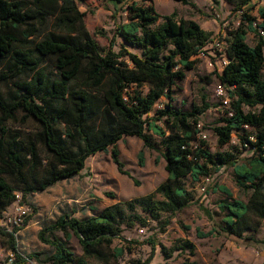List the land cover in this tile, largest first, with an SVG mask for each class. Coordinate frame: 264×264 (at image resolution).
<instances>
[{"label": "trees", "instance_id": "obj_1", "mask_svg": "<svg viewBox=\"0 0 264 264\" xmlns=\"http://www.w3.org/2000/svg\"><path fill=\"white\" fill-rule=\"evenodd\" d=\"M176 1L191 4L189 0ZM239 1L237 9L242 11L244 21L220 40L226 42L228 64L218 65L216 75L229 90L231 100L222 124L214 131L221 145L227 144L234 133L240 135L251 151L244 160L228 153L213 155L206 149V141L199 137V122L210 108L209 103L204 100L189 111L171 103L176 81L184 79L186 70L194 68L196 57L207 53L206 46L214 43L213 32L204 30L197 21L178 19L172 13L159 22L161 15L153 0H142V4L129 6V19L117 25L105 51L85 27V13L78 0H0V85L19 74L31 73L27 79L14 81V88L7 93L0 88V217L14 202L16 192H21L25 201L32 193L75 178L88 157L110 147L119 171L130 175L117 147L124 136L140 138L144 147L158 151L166 162L167 178L154 191L115 202L96 215L80 219L61 215L41 229L39 239L54 248L52 264L116 262L131 251L133 241L123 236L125 226L139 222L145 227L149 218L159 220L163 212L168 213L167 225L173 215L193 203L211 219L212 212L202 202H196L184 178L189 176L196 183L210 177L212 171L229 166L236 185L249 197L246 201L233 198L227 186L214 183L212 192L229 196L218 202L223 217L214 221L208 231L197 227L196 235L205 238L224 234L244 244L260 242L252 233L257 231V225L250 215L264 221V38L260 34V29H264V3L258 9V17H254L246 14L243 7L251 0ZM50 19L54 29L39 38L41 27ZM249 31L257 37L254 44L247 42ZM118 36L125 45L115 50ZM128 46L137 47L140 52L131 51ZM212 48L219 49L214 45ZM46 57L52 58L57 77L46 71ZM75 80H80V85L71 87L70 82ZM145 82L151 87L142 94L137 88ZM162 97L168 101L151 116ZM245 106L249 109L245 110ZM19 111L38 124L32 139L21 140L6 126ZM59 123L63 131L58 129ZM37 143L46 148L47 160L41 156ZM139 162L144 163L143 151ZM7 177L18 185V191ZM138 207L149 218L136 214ZM29 218L30 215L27 223ZM56 230L64 234L65 240L74 233L82 254H75L65 240L54 237ZM0 235L7 238L4 243L14 247L9 235L1 230ZM117 238L121 245H113ZM145 242L153 251L145 260L131 264H149L157 245L166 259L175 251H189L190 255L196 251L194 242L187 238L171 247L157 242L155 236ZM20 261L25 260L17 257L12 264ZM181 264L196 262L187 259Z\"/></svg>", "mask_w": 264, "mask_h": 264}, {"label": "rangeland", "instance_id": "obj_2", "mask_svg": "<svg viewBox=\"0 0 264 264\" xmlns=\"http://www.w3.org/2000/svg\"><path fill=\"white\" fill-rule=\"evenodd\" d=\"M189 1L191 4H183L176 0H153L156 12L161 15L159 22L163 21L165 15L175 13L176 18L193 19L204 30L213 32L214 43L206 46L207 53L198 55L194 68L186 70L185 78L176 81L173 86L171 103L175 108L185 111L191 110L194 105H202L204 100L209 103L210 108L201 115L199 122L201 128L199 137L206 141V149L213 155L228 153L244 160L251 151L245 147L244 140L241 139L240 135L234 133L227 144L221 145L218 143V136L214 131V127L222 124L221 120L230 105L226 106L223 97L218 94L219 87L223 84L217 77L216 71L218 65L221 67L219 56L225 55L224 48L227 46L225 41L220 40L229 36L227 32L235 30L244 21L243 14L237 9L240 1ZM134 3L142 4V0H123L121 3H115L112 0H78L80 10L85 13V27L103 50L109 49L117 25L129 19L131 15L129 6ZM263 3V0H251L250 3L243 6L245 13L258 17V9ZM51 29H54L52 19L41 27L39 38ZM256 38V35L249 31L247 42L254 44ZM123 45H125L124 40L118 36L114 49L118 50ZM213 45L219 49L213 50ZM128 48L131 51L140 52L137 47L128 46ZM219 50L222 52L221 55L218 53ZM44 65L47 72L53 77H57L58 73L52 58L46 57ZM30 76L31 73L27 72L19 74L9 81L3 82L0 88L4 93H7L8 90L14 88V81L24 80ZM79 85L80 80L70 82L71 87ZM150 87L151 85L145 82L137 89L145 94ZM226 92L229 95L228 89ZM167 101V98L162 97L155 104L150 113L151 116H154L155 111ZM244 109L248 110L249 108L245 106ZM159 123L164 125L163 121H159ZM6 126L11 131L18 133L21 140L24 141L32 139L38 129L36 121L31 117H25L22 111L17 113L15 119L8 120ZM57 127L63 131L62 124H57ZM37 145L41 156L47 160L46 148L41 143H37ZM117 147L120 151V159L124 163V169L130 175L119 171L113 160L112 148L110 147L107 151L91 155L87 160L85 173L81 176L61 180L43 191L30 194L23 201L31 210L28 225L21 235L22 250L25 254L31 255L36 262L20 261L18 264H52L50 256L53 254L54 248L42 242L38 237V232L53 224L59 216L67 214L80 219L89 215H96L114 202L146 195L166 180L168 173L165 169V159L158 151L144 147L140 138L124 136L117 143ZM141 151L144 153L143 165L139 162ZM7 179L18 191V185L13 179L10 177ZM184 182L196 202H202V205L212 212L213 217L208 218L204 211L196 203H193L173 215L166 225L169 218L168 213L163 212L159 220H153L148 217L147 212L138 207L135 210L136 214L148 217V225L143 227L139 225V222H135L131 227L123 225L125 226L123 236L133 241L131 251L126 252L111 264H131L138 259L145 260L153 251L151 246L145 242L149 236H155V240L166 247H171L183 238L191 240L196 245L194 255H190L189 251L181 253L175 251L169 259L163 256L160 245H157L149 264H181L187 259L195 261L196 264H264V242L261 241L264 238V221L254 215H250V218L257 225V231L252 233L260 240L258 243L244 244L242 241L228 238L224 234L205 238H199L196 235L197 227L208 231L212 228L214 221H221L223 217L219 211L218 202L227 199L229 196L220 191L212 192L210 188L214 183L227 186L232 191L233 198L245 201L248 199L249 193L240 189L235 183L233 168L231 166L221 167L218 172L212 171L206 191L201 189L202 185L206 184L203 179L195 183L188 176L184 178ZM12 209L9 206L7 210ZM134 218L132 215L131 219ZM52 234L54 237L65 240L64 234L59 230ZM3 240L6 241L7 238ZM65 241L75 254H82L79 238L74 233H71V238ZM121 244L120 238L114 240L113 245ZM104 249L107 250L106 247ZM6 261L5 257L0 256V264H9Z\"/></svg>", "mask_w": 264, "mask_h": 264}, {"label": "built area", "instance_id": "obj_3", "mask_svg": "<svg viewBox=\"0 0 264 264\" xmlns=\"http://www.w3.org/2000/svg\"><path fill=\"white\" fill-rule=\"evenodd\" d=\"M240 11V10H239ZM242 13V11H240ZM260 34L264 38V29H260ZM220 45V43L218 42ZM216 46H218L216 44ZM221 66L228 64V58L226 55L220 56ZM213 64L212 62L210 63ZM226 86L221 85L218 90V94L223 97V102L227 106L230 104V97L227 95ZM206 184H203L201 189L202 191H206L207 184L209 181V177L205 179ZM13 209L6 210L0 217V230L4 234L9 235L8 238H12L14 247H10L8 243L3 242V237L0 235V256L5 257L7 259L6 263L12 264L17 257H21L25 261L35 263L34 259L28 257L22 250L21 241L22 231L28 225L27 216L30 213V207L23 203V196L21 192L15 193V200L10 205ZM9 208V207H8Z\"/></svg>", "mask_w": 264, "mask_h": 264}, {"label": "crops", "instance_id": "obj_4", "mask_svg": "<svg viewBox=\"0 0 264 264\" xmlns=\"http://www.w3.org/2000/svg\"><path fill=\"white\" fill-rule=\"evenodd\" d=\"M248 34H249V32H248ZM248 34H247V36H248ZM255 43V42H254ZM100 152H102V151H100ZM100 152H97V153H100ZM96 153V154H97ZM96 154H94V155H96ZM89 158V157H88ZM88 158H87V160H88ZM87 160H86V163H87ZM86 163H85V167L81 170V172H80V174L79 175H77L76 177H79V176H81L83 173H85V169H86ZM119 201H121V200H119ZM124 201V200H123ZM118 202V201H117ZM115 203V202H114ZM113 204V203H112ZM109 206V205H108Z\"/></svg>", "mask_w": 264, "mask_h": 264}]
</instances>
